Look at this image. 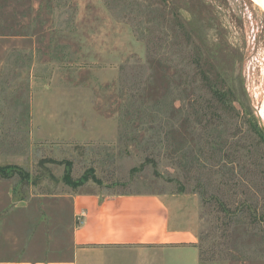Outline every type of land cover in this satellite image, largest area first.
Returning <instances> with one entry per match:
<instances>
[{
    "label": "rangeland",
    "instance_id": "1",
    "mask_svg": "<svg viewBox=\"0 0 264 264\" xmlns=\"http://www.w3.org/2000/svg\"><path fill=\"white\" fill-rule=\"evenodd\" d=\"M196 57L235 112L217 110ZM252 128L253 0H0V166L20 171L0 176V258H69L76 192H158L195 225L199 264H264Z\"/></svg>",
    "mask_w": 264,
    "mask_h": 264
},
{
    "label": "crops",
    "instance_id": "2",
    "mask_svg": "<svg viewBox=\"0 0 264 264\" xmlns=\"http://www.w3.org/2000/svg\"><path fill=\"white\" fill-rule=\"evenodd\" d=\"M71 204L69 258L0 264H199L196 227L166 193L81 191Z\"/></svg>",
    "mask_w": 264,
    "mask_h": 264
},
{
    "label": "trees",
    "instance_id": "3",
    "mask_svg": "<svg viewBox=\"0 0 264 264\" xmlns=\"http://www.w3.org/2000/svg\"><path fill=\"white\" fill-rule=\"evenodd\" d=\"M180 27L183 28L184 24H180ZM185 29V27H184ZM188 42H190V37L187 38ZM189 45V43H187ZM164 58L159 55L158 58H153L154 62H157V64H161ZM194 62L198 64L197 70L201 74V82H202V88L210 95V99L215 101L217 110L225 112H235V107H233V99L227 89H224V87L218 86L217 83L210 79L207 72L201 68L199 65V61L197 57L194 59ZM253 129V128H252ZM253 133L261 140V142H264V131L262 129L255 130L253 129ZM212 148H216V145L211 144ZM218 166V165H217ZM5 167L0 166V176H11L12 174H20V171L17 169H13L12 171H6Z\"/></svg>",
    "mask_w": 264,
    "mask_h": 264
},
{
    "label": "bare ground",
    "instance_id": "4",
    "mask_svg": "<svg viewBox=\"0 0 264 264\" xmlns=\"http://www.w3.org/2000/svg\"><path fill=\"white\" fill-rule=\"evenodd\" d=\"M253 1L257 3L264 10V0H253Z\"/></svg>",
    "mask_w": 264,
    "mask_h": 264
}]
</instances>
